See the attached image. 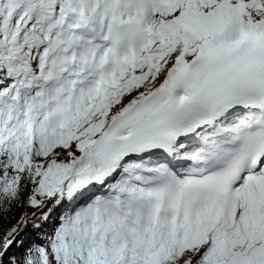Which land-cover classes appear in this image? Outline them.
<instances>
[{"label": "snow or ice", "instance_id": "6c2138e0", "mask_svg": "<svg viewBox=\"0 0 264 264\" xmlns=\"http://www.w3.org/2000/svg\"><path fill=\"white\" fill-rule=\"evenodd\" d=\"M0 264H264V0H0Z\"/></svg>", "mask_w": 264, "mask_h": 264}, {"label": "rangeland", "instance_id": "374dc122", "mask_svg": "<svg viewBox=\"0 0 264 264\" xmlns=\"http://www.w3.org/2000/svg\"><path fill=\"white\" fill-rule=\"evenodd\" d=\"M24 211H29V212H31L32 209H24ZM4 227H7V226L5 225V223H4ZM23 238L25 239V242H26L27 239H33V238H35V232H34V230L31 228V226H29V229H28V231L24 234V237H23ZM14 250H17V249H16V248H13V249H12V252H13Z\"/></svg>", "mask_w": 264, "mask_h": 264}, {"label": "trees", "instance_id": "16d2710c", "mask_svg": "<svg viewBox=\"0 0 264 264\" xmlns=\"http://www.w3.org/2000/svg\"><path fill=\"white\" fill-rule=\"evenodd\" d=\"M22 212H24V208H18V209H16L14 211V214H13L14 218L10 222H5V225L8 226L9 223H15V221L17 219H19V217H20V215H21ZM13 253H15L17 255L19 254L18 250H14Z\"/></svg>", "mask_w": 264, "mask_h": 264}, {"label": "bare ground", "instance_id": "6f19581e", "mask_svg": "<svg viewBox=\"0 0 264 264\" xmlns=\"http://www.w3.org/2000/svg\"><path fill=\"white\" fill-rule=\"evenodd\" d=\"M28 240V239H27Z\"/></svg>", "mask_w": 264, "mask_h": 264}]
</instances>
